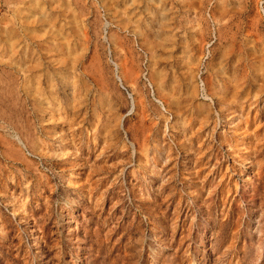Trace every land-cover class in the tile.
I'll list each match as a JSON object with an SVG mask.
<instances>
[{"label": "rangeland", "instance_id": "1", "mask_svg": "<svg viewBox=\"0 0 264 264\" xmlns=\"http://www.w3.org/2000/svg\"><path fill=\"white\" fill-rule=\"evenodd\" d=\"M0 264H264V0H0Z\"/></svg>", "mask_w": 264, "mask_h": 264}]
</instances>
